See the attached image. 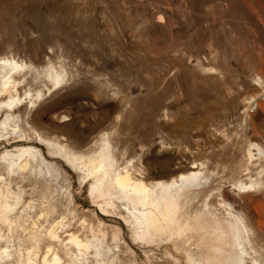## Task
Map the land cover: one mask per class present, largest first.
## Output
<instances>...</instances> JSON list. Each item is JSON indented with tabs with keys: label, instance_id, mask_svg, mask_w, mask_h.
I'll return each mask as SVG.
<instances>
[{
	"label": "rangeland",
	"instance_id": "obj_1",
	"mask_svg": "<svg viewBox=\"0 0 264 264\" xmlns=\"http://www.w3.org/2000/svg\"><path fill=\"white\" fill-rule=\"evenodd\" d=\"M0 58L22 65L30 93L0 103V264H70L72 234L103 235L117 264L162 261L133 239L124 205L91 199L62 157L102 133L146 183L202 173L195 208L223 216L206 194L229 193L264 250V0H0Z\"/></svg>",
	"mask_w": 264,
	"mask_h": 264
},
{
	"label": "bare ground",
	"instance_id": "obj_2",
	"mask_svg": "<svg viewBox=\"0 0 264 264\" xmlns=\"http://www.w3.org/2000/svg\"><path fill=\"white\" fill-rule=\"evenodd\" d=\"M21 70L22 65L17 61L0 58V103L5 98L7 107L21 104L27 96L25 93L21 95L25 91L18 82ZM11 117V113H5L1 125L8 124ZM252 151H257L259 155V145L250 143L245 151L249 163L255 158ZM30 152L24 149L17 157L29 156ZM126 154L112 145L108 134L102 133L95 137L92 148L87 152L67 150L62 157L72 169L82 173L84 181L89 182L88 194L91 199L109 208L124 205V218L132 227L135 241L143 243L146 248L165 250V257L157 261L158 264H264V250L258 243L261 238L260 226L256 223V233L249 229L248 220L253 219L252 215L249 219V214L242 213V207L229 193L219 190L207 192V198L221 199L220 204L225 210L223 216H215L208 204L195 208L202 194L201 181H207V178L201 177L202 173L189 172L167 182L146 183L136 170L133 158H128ZM26 166L27 163L23 164V167ZM255 186L250 184L248 188ZM243 187V184L238 186L237 197ZM6 205H0L3 209L0 211V221L3 223H8L4 215ZM69 243L79 254L70 260V264H93L88 259L90 254L94 264H117L113 250L119 251V248L113 246L112 250V247H105L103 235H92L91 240H79L72 234ZM41 264L64 263L55 254L51 260L43 258Z\"/></svg>",
	"mask_w": 264,
	"mask_h": 264
}]
</instances>
